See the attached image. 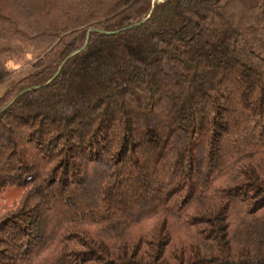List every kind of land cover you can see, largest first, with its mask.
<instances>
[{
  "label": "trees",
  "instance_id": "1",
  "mask_svg": "<svg viewBox=\"0 0 264 264\" xmlns=\"http://www.w3.org/2000/svg\"><path fill=\"white\" fill-rule=\"evenodd\" d=\"M3 84L0 264H264V0H0Z\"/></svg>",
  "mask_w": 264,
  "mask_h": 264
},
{
  "label": "rangeland",
  "instance_id": "2",
  "mask_svg": "<svg viewBox=\"0 0 264 264\" xmlns=\"http://www.w3.org/2000/svg\"><path fill=\"white\" fill-rule=\"evenodd\" d=\"M19 73H16V74H14V75H12V77H10V78H13V77H15V76H17ZM5 86V84H3L2 86H0V90H1V88H3ZM19 188H17V187H13V188H9L7 191H6V193H5V198H6V200H8V201H12L14 198H16L17 196H18V194H19Z\"/></svg>",
  "mask_w": 264,
  "mask_h": 264
},
{
  "label": "water",
  "instance_id": "3",
  "mask_svg": "<svg viewBox=\"0 0 264 264\" xmlns=\"http://www.w3.org/2000/svg\"><path fill=\"white\" fill-rule=\"evenodd\" d=\"M145 20H146V19H145ZM145 20L141 21V22L138 23V24H141V23L144 22ZM88 40H89V38L87 37V40H86V42H85V44H84V46H83L82 48H84V47L88 44Z\"/></svg>",
  "mask_w": 264,
  "mask_h": 264
}]
</instances>
